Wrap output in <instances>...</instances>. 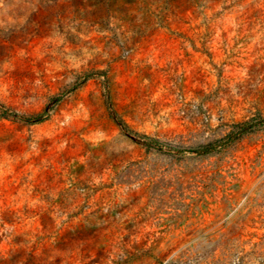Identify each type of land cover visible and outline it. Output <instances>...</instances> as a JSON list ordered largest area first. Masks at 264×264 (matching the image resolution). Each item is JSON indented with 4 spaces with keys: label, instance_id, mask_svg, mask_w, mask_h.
<instances>
[{
    "label": "rangeland",
    "instance_id": "1",
    "mask_svg": "<svg viewBox=\"0 0 264 264\" xmlns=\"http://www.w3.org/2000/svg\"><path fill=\"white\" fill-rule=\"evenodd\" d=\"M0 264H264V0H0Z\"/></svg>",
    "mask_w": 264,
    "mask_h": 264
}]
</instances>
